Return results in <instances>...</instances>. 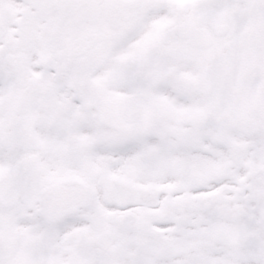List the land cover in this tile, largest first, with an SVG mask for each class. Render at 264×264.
Segmentation results:
<instances>
[{
  "label": "snow or ice",
  "instance_id": "1",
  "mask_svg": "<svg viewBox=\"0 0 264 264\" xmlns=\"http://www.w3.org/2000/svg\"><path fill=\"white\" fill-rule=\"evenodd\" d=\"M0 264H264V0H0Z\"/></svg>",
  "mask_w": 264,
  "mask_h": 264
}]
</instances>
